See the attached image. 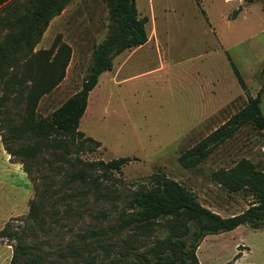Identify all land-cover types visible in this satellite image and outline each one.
<instances>
[{
    "label": "rangeland",
    "instance_id": "374dc122",
    "mask_svg": "<svg viewBox=\"0 0 264 264\" xmlns=\"http://www.w3.org/2000/svg\"><path fill=\"white\" fill-rule=\"evenodd\" d=\"M136 3L139 14L149 17L150 42L122 52L113 69L101 74L79 126L86 136L101 142L100 148L82 153L83 159L130 156L133 160L121 170L99 172L98 189L66 184V173L77 169V163L33 168L38 181L47 176L50 192H56L46 202L43 216L35 218L30 211L36 191L24 164L15 157L13 163L21 164L30 191L0 186V234L6 229L0 235V264L6 258V244L13 252L16 245L34 248L44 264H117L123 257L144 259V254L154 260V247L185 230H175L171 218L150 228L127 222L133 192L155 186L158 175L184 184L204 206L224 217L243 212L255 201L251 192H232L214 177L243 158L264 170V131L254 125H244L196 167H184L179 157L261 90L264 114V0ZM111 28L108 0H73L50 21L34 51L50 49L60 37L71 46L72 55L63 81L41 98L39 116L51 115L82 88L94 48ZM232 63L240 69L247 90ZM10 73L0 74V96L11 94L0 111L6 118H17L24 105L4 87ZM43 156L52 157L48 152ZM197 255L200 264H264V229L242 224L208 234Z\"/></svg>",
    "mask_w": 264,
    "mask_h": 264
},
{
    "label": "trees",
    "instance_id": "16d2710c",
    "mask_svg": "<svg viewBox=\"0 0 264 264\" xmlns=\"http://www.w3.org/2000/svg\"><path fill=\"white\" fill-rule=\"evenodd\" d=\"M72 1L0 0V74L11 72L4 81V87L15 92L16 101L24 105L22 111L17 112V118H6L0 111V136L10 160L16 162L15 157L20 159L35 188L36 198L31 203L30 211V215L35 218L43 216L46 202L56 192H50L47 176L43 177L45 180L42 183L38 181L33 168L45 163L51 167L57 164L58 168L65 164L74 167L77 163V169L66 173V184L95 185V189H98L102 184L99 172L121 170L133 160L130 156L109 161L83 159L82 153L100 148L101 142L86 136L79 130V126L87 110L90 92L99 83L101 74L113 69L114 59L119 54L142 46L149 40V17L139 14L136 0H108L112 28L106 39L95 46L82 88L51 115L39 116L37 112L41 98L65 78L72 48L59 37L50 49L34 50L50 21L61 14ZM239 10L240 8L235 13ZM232 65L240 84L247 90V83L240 69L235 63ZM10 96L11 94L0 96V108L6 105ZM262 96V90L255 97L249 96L245 107L182 152L180 163L186 168L198 166L246 124L264 131ZM45 152L52 157L45 158ZM214 177L232 192H251L255 201L243 212L224 217L204 206L184 184L166 175H158L155 177V186L133 192L130 201L133 211L127 222L134 223L137 227L150 228L160 219L171 218L175 220V230H185L154 247V260L144 254V259L125 261L123 257L116 263L200 264L197 250L206 235L232 231L242 224H249L254 229H264V170L243 158L234 167L217 171ZM14 237L17 238L18 233L15 232ZM33 249L30 246L16 245L10 264H44L43 255L34 253Z\"/></svg>",
    "mask_w": 264,
    "mask_h": 264
},
{
    "label": "crops",
    "instance_id": "0c3cea01",
    "mask_svg": "<svg viewBox=\"0 0 264 264\" xmlns=\"http://www.w3.org/2000/svg\"><path fill=\"white\" fill-rule=\"evenodd\" d=\"M149 42H150V39L146 44H148ZM131 50L134 51L136 49L133 48ZM0 155H1L0 186L30 191V186H29V181L27 179V175L25 174L21 164L13 163L10 161V155L6 152L4 148V145L1 140V136H0ZM4 246L6 249V258L3 260V264H10L14 252H13L11 245L6 244Z\"/></svg>",
    "mask_w": 264,
    "mask_h": 264
}]
</instances>
